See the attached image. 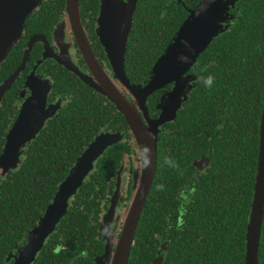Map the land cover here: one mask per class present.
Listing matches in <instances>:
<instances>
[{
	"label": "trees",
	"instance_id": "1",
	"mask_svg": "<svg viewBox=\"0 0 264 264\" xmlns=\"http://www.w3.org/2000/svg\"><path fill=\"white\" fill-rule=\"evenodd\" d=\"M230 13L234 18L229 28L190 70L200 75L198 87L160 135L157 173L128 264H151L164 242L168 250L163 264H245L264 106V0H237ZM181 15L161 18L156 27L141 18L134 23L125 62L132 82L149 79L183 24ZM63 72L56 83L68 102L60 121L55 117L52 122L53 136L34 141L18 169L0 172V264H11L8 256L27 242L78 157L98 133L111 130L125 133V139L98 160L33 263L95 264L82 254L85 236L90 234L98 251L103 247L99 228L116 188L117 170L126 155L136 153L133 134L116 106L103 95L77 88L69 72ZM209 75L214 78L211 88L201 80ZM160 95L157 91L149 97L152 116L159 113ZM200 130L207 132L200 135ZM202 153L209 154L211 163L199 172L192 163ZM169 159L174 167L166 163ZM259 260L264 264V222Z\"/></svg>",
	"mask_w": 264,
	"mask_h": 264
},
{
	"label": "water",
	"instance_id": "2",
	"mask_svg": "<svg viewBox=\"0 0 264 264\" xmlns=\"http://www.w3.org/2000/svg\"><path fill=\"white\" fill-rule=\"evenodd\" d=\"M67 1L69 21L77 34L78 43L91 71V76L80 71L69 62L66 56L56 57L48 50L45 57L54 56L85 84L110 100L124 116L138 150L139 164L133 175L131 201L119 217L118 205L126 192L124 191L125 181L122 174L129 163V155L125 156L122 165L117 170L116 188L111 196L110 206L101 219L102 224L99 228L106 243V254L96 259L97 264H105L104 259L108 258L109 253L113 251L110 264H128L139 221L157 173L158 140L160 133L164 131L162 126L175 121L179 110L184 107V102L189 99L190 92L195 88L190 83L196 81L198 77L192 74L187 75V73L197 64L199 55L209 47L212 41L229 28V22L234 18L230 11L237 0H203L183 22L165 52L152 67L150 77L145 83H133L125 69L126 53L137 0H127L121 4H118L116 0H102L98 34L108 53L114 74H110L95 56L82 25L81 0ZM41 2L42 0H0V61L5 58L7 50L18 40L27 18ZM181 39L186 40L189 47L181 45L179 43ZM37 40L38 38L35 37L29 48ZM185 55L190 58L188 63L180 60V57ZM29 56L30 49L26 53L21 70ZM17 74L8 79L0 89L8 88L17 78ZM169 83L175 85L169 93L162 97L158 104V109L161 111L160 116L158 118L150 117L147 106L148 98ZM31 87L37 94H34L25 103L19 118L7 137L3 153L0 156V172L3 175L20 167L23 162V153L45 126L46 121L61 106L59 103L58 106L46 108L48 88L45 93L44 91L40 93V86L35 88L31 85ZM128 94L131 95V98ZM124 136L125 134L121 132L103 131L93 139L61 182L44 215L29 232L27 242L22 246H17V255L11 252L7 261L14 259V264H33L37 260L47 240L67 214L71 200L78 194L89 175L95 170L98 160L109 148L120 143ZM145 148L149 150L147 165L144 154ZM209 163L210 158H204L196 162L195 166L203 169ZM254 190L247 226L245 264H260V240L264 222V106L261 117L260 152ZM114 218L124 220L118 238L116 236L113 238L109 234L116 233L119 228V224L112 228ZM113 245L116 246L115 250H113ZM167 250V242H164L151 264H163L164 252Z\"/></svg>",
	"mask_w": 264,
	"mask_h": 264
},
{
	"label": "flooded vegetation",
	"instance_id": "3",
	"mask_svg": "<svg viewBox=\"0 0 264 264\" xmlns=\"http://www.w3.org/2000/svg\"><path fill=\"white\" fill-rule=\"evenodd\" d=\"M116 1L118 2V4H121L123 3V1L127 0ZM202 1L203 0H137L135 6L136 8L133 15L132 30L134 27V23H136L138 18H141V23H144V21L146 20L148 22H151L154 27H156L157 23H159V19L161 20V18L168 19L171 17H175L178 14V18L181 19V14H183L184 19L182 22H184L189 17L191 12L195 10L201 4ZM67 2V0H42L39 6H37L27 18L18 40L9 50H7L5 58L0 61V87L6 81H8V79L17 74L20 69L15 81L8 88L0 89V143L4 141V144L2 145V152L4 150L7 137L11 129L15 125L17 119L19 118L25 103L28 102L29 99L34 96V94H37L34 93V90L32 89L31 85L35 88L40 86V93H43V91L45 93L46 89L48 88L46 108L51 106L55 107L56 105L58 106L59 103L61 106L57 109L56 113L46 121L45 126L42 128L41 131L38 132L36 138L32 140V143L30 145H32L34 141H38L40 139H48L49 137H52L53 133L55 132V130L52 129V122H55L53 121L55 117L57 121H60V117L58 116L61 114V111L63 107L67 104L68 100L64 95L62 86H59L56 81L64 75V69L69 72V76L75 79L77 88L82 86L88 92H90V94H97L99 96H102V94L94 90L91 86L85 84L75 73L67 69L54 57L66 56L69 59V62H71L75 67H77L83 73L91 76V71L82 55V51L78 43L77 34L74 28H72V24L69 21L70 18L67 10ZM101 8L102 0L80 1V14L82 25L87 33V38L91 43L95 56L98 58L101 65L110 74H114V70L110 63L108 53L104 47L102 39L98 34V29L100 28ZM35 37L38 38V40L33 43L31 48H29L31 41ZM29 49V59L25 63L24 68L21 70V66ZM48 50L54 56L45 57V53H47ZM139 60H142V58ZM10 66L11 70L9 71ZM189 74L196 75L194 73H191V71L187 73V75ZM196 76L198 77V79L190 83V85L195 86L193 91L198 87L200 83V75ZM174 85V83H169L158 90L161 93L159 102L162 100V97L164 95H166L173 89ZM193 91L190 92V97H192L191 93H193ZM40 95L42 96V94ZM128 95L131 98V95ZM98 98L100 101L102 100L101 97ZM187 101L188 100L184 102V105ZM149 114L152 118H158L161 114V111L159 110L157 116H152L150 111ZM174 122L175 121L168 122L163 125V132L167 130L166 127H168L169 124H174ZM205 125L207 126L208 124L205 123ZM57 130L58 128L56 127V131ZM177 130L178 129L176 128V131ZM103 131L113 132L111 130H102L101 132ZM170 131L174 132L175 127H171ZM205 132L207 131L200 130L199 134L202 135ZM125 137L126 135L124 136V139ZM30 145L28 146V148L30 147ZM28 148L26 149V151L28 150ZM204 158H210L209 154H200L199 157L195 159L192 164L195 166L196 162H199ZM138 162V150L136 149V153L134 154V156L130 157L128 166L124 174L125 179L127 180V187L125 189L126 192L122 196L120 204L118 205V217L130 204L133 190L132 192L129 191V187L133 183V175ZM195 167L200 172V170H203L208 166L204 167L203 169L198 168L197 166ZM179 192L184 193L186 192V190L182 189L179 190ZM107 210L108 208L105 210L103 215L107 212ZM120 220L121 218H114L112 222V228H114L118 224L119 228L116 233H109L111 237L116 236L118 238L120 236L124 222L123 219L121 221ZM99 235V240L103 241L104 243L103 247H101L99 251L95 248V246H92V240H90L91 237H89L90 234H87L84 239V241L87 242V246L85 248H83V246L81 247L82 254L84 256H88V258L91 257L95 264H97V258L105 256L106 254V243L101 232L99 233ZM115 248L116 246L113 245V250H115ZM17 253L18 252H15L16 255ZM111 253H109L110 255L108 258L104 259L105 264H110ZM10 263L14 264V259L10 261Z\"/></svg>",
	"mask_w": 264,
	"mask_h": 264
},
{
	"label": "clouds",
	"instance_id": "4",
	"mask_svg": "<svg viewBox=\"0 0 264 264\" xmlns=\"http://www.w3.org/2000/svg\"><path fill=\"white\" fill-rule=\"evenodd\" d=\"M179 43L181 44V45H183L184 47H189V45H188V42L186 41V40H183V39H181L180 41H179ZM180 60L181 61H183V62H185V63H188L189 61H190V58L188 57V56H181L180 57ZM201 80H202V82H203V85L205 86V87H207V88H211L212 87V85H213V83H214V78L212 77V76H207V77H201ZM149 152V150L147 149V148H145L144 149V154H145V162H146V165H147V163H148V161H147V153ZM166 163H168L169 164V166H175L174 165V163L169 159V160H167L166 161Z\"/></svg>",
	"mask_w": 264,
	"mask_h": 264
},
{
	"label": "rangeland",
	"instance_id": "5",
	"mask_svg": "<svg viewBox=\"0 0 264 264\" xmlns=\"http://www.w3.org/2000/svg\"><path fill=\"white\" fill-rule=\"evenodd\" d=\"M129 160H130V157H129ZM128 166V165H127ZM126 171V170H125ZM125 171H124V173L122 174V178H123V180L125 181V186H124V191H125V189H126V187H127V180L125 179ZM128 177H129V175H128ZM122 198V197H121ZM120 204V203H119Z\"/></svg>",
	"mask_w": 264,
	"mask_h": 264
}]
</instances>
